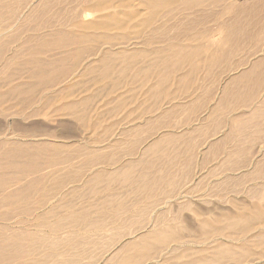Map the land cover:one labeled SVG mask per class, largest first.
Here are the masks:
<instances>
[{
	"label": "rangeland",
	"instance_id": "rangeland-1",
	"mask_svg": "<svg viewBox=\"0 0 264 264\" xmlns=\"http://www.w3.org/2000/svg\"><path fill=\"white\" fill-rule=\"evenodd\" d=\"M29 1L32 0H5L9 6L0 8V133L24 149L43 151V162L52 158L59 163V168L45 166L35 175L11 173L20 177V186L16 187H21L19 192L23 193H28L27 184L31 180L40 178L39 187L31 190L35 194L32 201L23 203L27 210L34 211V217L17 216L12 222L28 219L32 231L43 232V238L31 237L20 249L9 245L3 257L7 260L19 255L25 257L19 264H264V234L259 233L264 226V12L237 15L190 10L167 15L162 11L155 17L158 21L169 16L172 24H185L170 30H153L142 23L150 14L141 8L140 0H91L90 5L81 4L83 8H90H79V25L67 26L64 38L50 35L46 42L40 43L35 36L36 28L55 23L59 16L54 9L60 10L61 4L41 10L38 5L43 0H33V8L27 9ZM203 1L205 6L199 8L215 3ZM240 3L252 6L254 0H220L216 6L222 9L227 4ZM263 3L260 0L258 6ZM13 6L18 8L15 13ZM107 14L121 19L122 27L116 24L119 28L112 25L104 31L88 28L87 24L104 20ZM237 16L251 19V26L233 31L232 43L225 45L231 49L229 64L216 65L217 69L207 75L204 70L197 71L195 78L201 86L226 90L224 86L230 78L243 76L245 71L250 73L251 68V84L239 85L245 87L242 90H250L247 88L250 85L251 90H263L261 101L251 105V158H225L223 168L201 169L197 177L202 183L186 185L190 189H150L154 185L147 183V177L156 178L161 170L173 171V168H162L156 153L143 159V148L141 144L136 147L131 132L136 131L137 114L140 122L146 121L153 103L166 104L161 95L157 96L156 89L176 88L179 86L176 79L189 69L184 65V70L174 72L173 65L166 68L167 62L162 60L170 52L171 62L174 60L171 56L181 48L183 43L178 40L184 35L190 38L195 32L197 38H208L220 33L218 22H228ZM200 19L206 25H191ZM83 34L89 38L81 39ZM168 36L172 39L165 42ZM133 52L138 53L137 57ZM118 53L125 54L126 58L129 53L133 55L126 59ZM104 58L109 60L110 67L113 65L107 75L101 71ZM50 62L53 65L49 69L63 71L53 79L33 77L38 65ZM253 69L256 74H252ZM69 73L73 75L70 77ZM168 75L169 79L166 77L167 81L161 83L162 77ZM211 79L217 81L210 82ZM186 86L193 90L190 85ZM70 102H74L75 110L63 111ZM121 138L124 141L120 142ZM150 143L145 142L144 147ZM54 144L64 147H53ZM93 150L101 152L103 157L90 160L88 153ZM197 186L207 189H195ZM71 214L78 220H73ZM35 216L39 217L35 219ZM202 220L218 226L223 224L222 227L239 221L240 227L234 233L210 236L211 233L205 235L208 229L200 226ZM34 223L43 225L41 230ZM165 224L175 226L176 235L183 243L170 240L167 249H164L166 245L153 243L150 235L158 225ZM244 228L249 231H243ZM144 235L152 245L148 249L139 246Z\"/></svg>",
	"mask_w": 264,
	"mask_h": 264
},
{
	"label": "bare ground",
	"instance_id": "bare-ground-1",
	"mask_svg": "<svg viewBox=\"0 0 264 264\" xmlns=\"http://www.w3.org/2000/svg\"><path fill=\"white\" fill-rule=\"evenodd\" d=\"M76 1H77V3H75L76 5L75 4L72 5L73 2H70V1H67V3H66V1H63V0L56 1V2H54L53 0H43L42 1L43 3L42 4L40 3L41 5H38V6H40L41 10H45V9H49L50 10L54 6L61 4L60 8L58 6V9H60V10L57 11L56 9H54L58 13V16H59L58 17V20L55 23L54 22H51L50 24H46L44 27H38V28H36V35L35 36H37L36 38H38V42H40V43L46 42L47 39H48V37L50 35L51 36H56V37L64 38L66 36L65 29H66L67 26L68 27L69 26L77 27L79 25L77 23L78 22L77 16L78 15L79 16L81 15V13H79V11H80L79 8H83V7H81V4L83 6L84 5L85 6L86 5H90L91 3L89 4V2L91 0H76ZM140 1H141V3H140L141 8L147 9L148 12H149V14H150L149 17H147L145 20H143L142 23H143V25H145L147 27H150V29L152 27L153 30L154 29L164 30V29H169V28H173V27H176V26H182L183 24H185V23H182V24H180V23L179 24L174 23V24H172L169 21L171 19V17L169 19V16H167L166 20L160 21L161 20L160 19L158 21V19H156L155 17H158L160 13H163L162 11H165L166 14L168 13L167 15H169L170 13H173L174 14L175 12H185V11H190V10H199L202 13H209V12L216 13V12L222 11L224 13H231V14H237V15H239V14H243V15L248 14V15H250L251 14V11L252 12H256V13L257 12H260V11H263L264 12V10H263L264 9V3L263 4H260L258 6V3L260 2V0H254V4L252 6L251 5L250 6L249 5H245L244 3L234 4V5H228L227 4L226 6L222 7V9H217L219 7L216 6V5H218V3H219L220 0H212L215 3H210V5H208V8H199L200 6H205L206 3L204 4V1L203 0H140ZM217 1H218V3H217ZM34 2L35 1H33V0L32 1H29L26 4L25 7L27 9L33 8ZM74 2H75V0H74ZM62 3H65V6H63ZM8 6H9V4L6 3L5 0H0V8H7ZM86 8H88V7H85L83 9H86ZM91 8H92V6H91ZM17 9L18 8H16V6H13L12 7V11L14 13L16 12ZM94 10H95V8H94ZM67 12L70 15L69 16H64V14L67 13ZM260 13H262V12H260ZM115 17H116V15L107 14V15H105L104 20H100L97 23H89V24H87V26H88V28L95 29L96 31H99V30L100 31H104L106 29L111 28L110 26H112V25L114 26L116 24L117 25L122 24L121 23V19H117ZM243 18L244 19H242L241 16H237V17L232 18L228 22L227 21H224V22H221L220 24L218 22L217 25H218V28H219V32L220 33H218V34L215 33L213 35H210V36H208V38H206V37L205 38H197V34H194L195 32L192 33L191 35L189 33V35L191 37L189 35L188 36L190 38H188V37H186L184 35L183 38H180V40H178V41H181L183 43V44L181 43L182 45H180V47H181L180 49H178L177 46H176V44L173 43V45L175 44L174 47L177 48L178 50H174L173 51L175 54L172 52L174 54L173 56H171V57H174V60L172 62H171V58H170L171 52H170V54L167 53V56H165V57L164 56H161V57H164L165 58V60H162V61L167 62L166 64L164 63L166 65V68L168 67V65L169 66L170 65L171 66L173 65V68L172 67H170V68H172L174 70V72L175 71L177 72V71H180V70H184L183 69L185 67L184 65H186V68H187V66L189 68V69H187L188 72H187V70L185 71V72H187L186 74H189L190 76L191 75L193 76L195 72L198 73L199 70H200L199 69V63L198 62H201L202 67L205 68L203 70H204V73H206V75L209 74V73H213V71H215L217 69V67H215L216 65H219V66L226 65L227 62H228V59H229V55H231V49L230 50L226 49L225 45H227L228 43H232V41H233L232 33H234L233 31L238 30V28H241L243 26L244 27L245 26H251V19H247L246 17H243ZM117 25H116V27H117ZM143 25H141V26H143ZM191 25L194 27V25L195 26H200V25L201 26H204L206 24H204V22H203L202 19H200V20H198L197 22H195L194 24H191ZM119 27H122V25H120ZM119 27H117V28H119ZM44 28H48L50 30L49 31L50 33L48 32L49 34L47 32H45V33L48 34V35L46 34V36L45 35H42V34H45V33H42L43 32L42 30H44ZM209 28H210V26H209ZM215 28H214V30H215ZM201 34L204 35V33H201ZM201 36L199 34V37H201ZM108 37H109V39H111L110 36L106 35V38L107 39H108ZM80 38L83 39V40H85V39H88L89 38V35L83 34V35H81ZM171 39L172 38L168 36V38L166 37L164 40L166 42L168 40L171 41ZM170 46H169V49L171 47L174 48L173 46H171V47ZM0 50H1V47H0ZM214 50L216 51V53H215ZM168 52H169V50H168ZM133 53L132 54L131 53H129V54L127 53L128 54V58L129 57L131 58L132 56H130V54L133 55ZM122 54H124V53H122ZM137 54L135 55V53H134V57L135 56L137 57ZM118 55H120V54L118 53ZM200 55L202 56L201 58H199ZM105 56H107V54ZM120 56L122 57L123 55H120ZM124 57L126 58L125 54H124L123 58ZM106 58H104L105 63H104V65L102 64V66H104V67L101 70L104 74L107 73V72L109 73V71L112 69V66H113V65L111 67L109 66V64L107 63L109 60L106 59ZM128 58H126V59H128ZM168 58H170V61L168 60ZM8 59H10V58H8ZM8 59L5 61L6 62L5 64H7V65L10 62ZM112 60H114V59H112ZM125 61H127V60H125ZM130 63H132V60H131ZM164 64H160V65H164ZM228 64H229V62H228ZM230 64H231V62H230ZM52 65H53L52 62H50L48 64L38 65L39 69L33 74V77L34 78H40V79L41 78H50V79H53L55 77L54 75H56L57 73H60V72L63 71V70H57V69H49ZM129 65H128V67H130ZM229 66H231V65H229ZM263 66H264V63H263ZM257 67H255V68L257 69ZM162 69H163V67H162ZM261 69H262V67H261ZM149 70L147 71L148 73H150ZM169 70L171 71V69H169ZM142 71H143V69L141 70V72ZM172 71H171V73H173ZM246 72L247 71L244 72L245 75H243V76H239V75L236 76V75H234L232 78H230L227 81L226 85L224 86V89H226V90H242V89H245V87H242L243 85L242 86H239V85L241 83H243L245 85H248L251 82V73H247L246 74ZM167 73L168 72H166V74ZM171 73H168V74L171 75ZM143 74H144V72H143ZM157 74H160V73L157 72ZM186 74H183V75L180 74L181 77H178V79L175 78L176 81H177V82L175 81V83H177L176 85H179V86H176V88H174V89L178 90V94H179V90H185V89H188L189 88V86H186V85H190L193 88V90H209L210 88H212V85L211 86H201V85L197 84L196 83L197 82V79L195 78L196 76H194V77L191 76V78H190V77L186 76ZM252 74H256V70L255 69L252 70ZM68 75L71 77L73 75V73H69ZM105 75H107V74H105ZM161 75H162V73H161ZM170 75L165 76V78L162 77V82H161V80H160V82L163 83L164 80L167 81V78ZM259 75H261V74H259ZM259 75H258V77H259ZM69 76H67V77L69 78ZM213 78H215V77H213ZM204 79H206V78H204ZM157 80H159V78ZM188 81H189V83H188ZM216 81L217 80L214 81L213 79H211L210 82H216ZM169 85L172 86V84H169ZM161 86H162V84H161ZM157 87H160V86H157ZM247 88H249L251 90V85L249 87H247ZM155 89H152V90H155ZM174 89H172V90H174ZM15 90H17V89H14V91ZM152 90H151V93L153 92ZM156 90H159V89L157 88ZM165 90H169V89L167 88ZM176 90H174V92ZM212 90H213V88H212ZM159 92H158L157 96L158 95L160 96V93L161 92L160 93ZM155 93H157V92L154 91L153 94H155ZM153 94H151V95L153 96ZM172 94L174 95L175 93H172ZM164 95H165V93H164ZM174 97H176V96H174ZM174 100H175V98H174ZM75 107L76 106H75L74 102H70V105H67L62 110L63 111H66V110H70V109H73V108L75 110ZM8 108H9V106H8ZM5 109L6 108H3V110H5ZM74 110H72V111H74ZM6 111H8V110H6ZM0 113H2V110L0 111ZM147 124L149 125V123H147ZM134 129L136 130V126H134ZM139 130L140 129H138V132H139ZM145 130H146V128H145ZM145 130L144 131L142 130V131L145 132ZM131 133L133 134L134 139H135V135L137 134L136 131L132 130ZM4 134L5 133H3V132H2V134L0 133V151H2V152H0V156L2 154V159H5V161H4V160H2L0 158V208H5L4 211H0V264H19L23 260H25V257L19 255V256L15 257V258H12V259H8L7 260V259H5V257H3L2 254L4 253L5 247H7L9 245H13V246H15V248L20 249L22 247V244L24 243V241L25 240H30L31 237L38 236V237L43 238V236H41V235H43L42 234L43 232H41V231L33 232L32 231V227H31L32 225L31 224H28V222H30V221H27L28 219L25 221V218L24 219L22 218L23 220L17 219V222L16 223H13L12 222L14 220V218H16L17 216H20V218L21 217H31V218L34 217V213H33L34 211L27 210L23 206V203L24 202H28V201H30L31 199L34 198L33 197V194L34 193L32 194L31 190L34 187H39L41 181H40V178L39 177L37 179H33V180L30 181L29 184H27V186L29 188L28 193L27 192L26 193L19 192V190L21 189V187H16V186H20L19 185L20 184L19 181L21 179H20V177L17 174H16V176H18V177L11 176V173L18 172L21 175H26V174L28 175L29 173L35 175V173L40 172L45 166H47L50 169H58L59 168V163L56 160L52 159V158L51 159H48V161L46 163H44L43 162V157H42V155H44L43 151L42 152H36V151H33L32 149L30 150L29 149L30 147L24 149V148L20 147V145H17L16 142H14L15 140L12 141L11 138L7 137L6 134L5 135ZM132 134H131V136H132ZM153 135H154V133H153ZM169 135H170L169 136V139H170V137L172 139L173 138L172 137L173 135L172 134H169ZM121 136H123V135H121ZM138 139L140 140V138H138ZM166 139L168 141V138H166ZM161 140L162 139H160L158 142L160 143ZM120 142H121V140H120ZM136 142L134 141V143H136ZM162 142H163V140H162ZM153 143L154 142H152V144ZM155 145L156 144H153V146H155ZM53 147H59L61 149L64 146L61 145V144H54ZM50 148L52 149V145L50 146ZM154 148L155 147H153V149ZM161 148H162V146H161ZM168 149H170V148H168ZM93 151H94L93 153H88V158L90 160H100L103 157V154H99L101 152H99V153L96 152L95 153V150H93ZM160 151H161V149H160ZM160 151H159V153H160ZM91 152H92V150H91ZM232 155L233 154H231V156ZM44 161H46V160H44ZM35 191H38V190H35ZM16 196H18V197H16ZM10 213H12V214H10ZM35 214H37V213H35ZM70 216H71V218L73 220H76L77 219V217L74 214H71ZM36 217L37 216H35V219H36ZM37 224L34 223V225L38 228V230H41V226H43V225H37ZM218 225L219 224H212L208 220H205V221L202 220V221H200V226L204 230L208 229V232L205 231V235H206V233L207 234L211 233L212 235H210V236H213L215 234H224V235H226L225 232L226 233H228V232H233L234 233L235 230H238V228L240 227L239 221L231 222L230 224H228L227 226H224V227H222L223 224H220L221 228ZM247 225L248 224L246 223V226L245 227H247ZM209 229H210V231H209ZM243 231H249V230L247 228H244ZM176 233L177 232H176L175 226H173L172 224H168V225L165 224V226L163 225V227L160 226V225H158L157 230H155L154 233H152L150 235V239H152L153 240V243H155L156 245H159V246L166 245V247L164 249H167L168 246H169L167 244L169 243L170 240L174 241L176 244L183 243L181 239H178V237H180V236H177ZM259 233H263L264 234V226H262L261 230H259ZM147 238L148 237L146 235H144V240L143 241L142 240H139V241H141L140 243L138 242L140 245L139 244H137V245H139V246H141V247H143L145 249L150 248L152 245L148 243ZM220 251H222V250H220Z\"/></svg>",
	"mask_w": 264,
	"mask_h": 264
},
{
	"label": "crops",
	"instance_id": "crops-1",
	"mask_svg": "<svg viewBox=\"0 0 264 264\" xmlns=\"http://www.w3.org/2000/svg\"><path fill=\"white\" fill-rule=\"evenodd\" d=\"M201 57L200 55L199 58ZM198 63L200 72L205 68L201 62ZM158 92L161 99L166 100V104L159 103L164 101L161 99L158 106L153 103L151 115L146 121L140 122V114H137V134L133 141H137L136 147L141 144L143 159L156 153L161 167L169 166L173 171L161 170L158 177H147V183L154 185L150 189H190L186 185L202 183L197 177L201 174V169L223 168L225 158H251V105L261 101L263 90H179V94L178 90ZM138 129L141 131L138 132ZM169 134L173 135L172 139H169ZM160 139L163 142L161 140L159 143ZM125 141L128 142L127 137ZM145 142H151L149 148L144 147ZM152 142L156 145L153 146ZM165 155H169V160L164 158ZM168 183L173 186H168ZM195 189L206 190L207 187L197 186Z\"/></svg>",
	"mask_w": 264,
	"mask_h": 264
}]
</instances>
